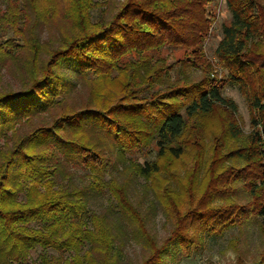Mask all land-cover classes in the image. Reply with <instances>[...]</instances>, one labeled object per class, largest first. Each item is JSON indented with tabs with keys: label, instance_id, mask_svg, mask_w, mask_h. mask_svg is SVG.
Returning a JSON list of instances; mask_svg holds the SVG:
<instances>
[{
	"label": "trees",
	"instance_id": "trees-1",
	"mask_svg": "<svg viewBox=\"0 0 264 264\" xmlns=\"http://www.w3.org/2000/svg\"><path fill=\"white\" fill-rule=\"evenodd\" d=\"M209 1L0 0V82L12 65L19 81L0 84V264H32L38 248L39 264H130L126 239L145 252L139 264H178L205 236L254 225L259 246L236 242L229 264H264V0H225L231 20L215 50L250 102L249 134L203 50ZM194 69L205 76L193 80ZM218 118L202 185V153L184 175L176 165L190 147L203 151ZM141 177L152 183L134 200ZM105 194L103 213L91 210Z\"/></svg>",
	"mask_w": 264,
	"mask_h": 264
},
{
	"label": "rangeland",
	"instance_id": "rangeland-1",
	"mask_svg": "<svg viewBox=\"0 0 264 264\" xmlns=\"http://www.w3.org/2000/svg\"><path fill=\"white\" fill-rule=\"evenodd\" d=\"M65 3V1H64ZM63 3V4H64ZM208 19H209V30L207 32V35L205 37L204 43H203V50L206 55V57L213 60L215 66H214V73L216 74V71L219 73L218 76L220 79H224L225 84L223 87V93L227 98L233 99L237 105L236 114L233 115L236 121L239 123L240 127L243 129L244 134H249V132L252 129V110L250 108V102L247 98V96L243 93V91L240 89V87L237 84H233L230 82V80L227 77V70L226 68H223V66L219 63V60L215 54V50L217 48V45L219 41L222 38V25L224 23H228L231 20V13L229 9L226 6L225 0H210L208 2L207 7V13H206ZM59 32L58 30V24L56 21H53L50 23V26L47 25V27H44L41 32V40L42 43L49 48L48 44L50 41L56 36V34ZM47 44V45H46ZM180 54H178L179 56ZM19 67L18 65H15ZM13 70L5 71L3 70V78L0 82L2 86L7 85H13L14 87L19 84V81L15 76L16 71L14 68V65L11 67ZM205 76V74L198 69L193 70V80H200ZM220 113L223 116L228 115L225 111H220ZM220 118H218L217 122L206 123L209 125V136L205 140V144L203 148V151L199 150L198 147H190L188 151L186 152L185 156L181 158L177 162V170L180 172V174L184 175L188 170L191 169L193 165V159L194 156L197 153H202V164L198 168V175L199 180H202V185L205 184L207 179V170H208V145H211V140L207 141V139L213 137L214 132H219L221 128H223L221 122L219 121ZM40 122V119H32L30 122H26L21 125L20 132H27L29 130H32L35 126H37ZM206 134V133H205ZM208 144V145H207ZM201 147V145H200ZM204 148L206 150H204ZM227 151V150H226ZM155 152L151 154L149 159L154 160L155 159ZM143 160V159H141ZM233 160H229L226 163L222 164V168L233 165ZM227 165V166H226ZM74 175V181L77 184H82L85 179L83 177L82 170H75ZM193 170V168L191 169ZM129 173V169L125 171L124 175H127ZM164 176V173H163ZM173 179H170L172 181ZM151 179L145 180L144 178H139L138 182L136 183L135 187L133 188L132 197L134 200H138L137 198H141L145 195V189L147 188V185L151 186ZM172 185H175V182H172ZM150 188V187H149ZM203 189V188H202ZM202 191V190H201ZM201 191L197 193V195L201 194ZM153 193H150V199H152ZM183 202V201H182ZM185 203V202H183ZM110 204L109 200V194L102 195L101 197L92 200L90 204L91 210L95 212L103 213L105 208ZM148 204V203H147ZM171 215V210H166ZM154 219L152 222L155 223L157 228L159 229L160 235L163 236L167 233V227H168V214L165 213L160 207L157 209V212H155ZM253 225V224H252ZM247 230L251 231L245 234L239 233L237 229L231 228L228 231H225L224 235L220 237H210L205 236V248L194 254L193 257L187 258L184 257L181 259V261L178 264H229L232 262H235L238 256V251L235 248L236 242L238 245L241 244L240 247H242L246 252L250 250V253L254 252L257 246H259V240H260V232L259 226H251ZM259 252V249H258ZM144 251L141 246L138 245V243L132 239H126V244L124 246V254L126 257V260L130 264H139L144 255ZM249 253V254H250ZM39 248L34 250L31 254V263L32 264H39Z\"/></svg>",
	"mask_w": 264,
	"mask_h": 264
}]
</instances>
